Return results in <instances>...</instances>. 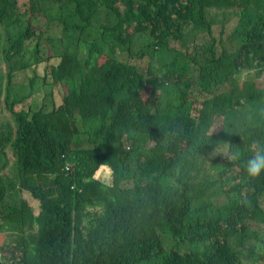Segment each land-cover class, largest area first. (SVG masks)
<instances>
[{"label":"trees","instance_id":"obj_1","mask_svg":"<svg viewBox=\"0 0 264 264\" xmlns=\"http://www.w3.org/2000/svg\"><path fill=\"white\" fill-rule=\"evenodd\" d=\"M20 1L0 0V264H264V0ZM30 53L51 70L26 109Z\"/></svg>","mask_w":264,"mask_h":264},{"label":"rangeland","instance_id":"obj_2","mask_svg":"<svg viewBox=\"0 0 264 264\" xmlns=\"http://www.w3.org/2000/svg\"><path fill=\"white\" fill-rule=\"evenodd\" d=\"M20 4L24 5L25 3L22 2L21 0ZM37 64H39V59L36 57L35 53H30L25 61V65L32 67V68H30L28 72L21 74L19 79L15 83V86H16L15 92L19 93L20 99H24L26 97L29 98L33 95V92L30 86L32 84V81L36 78V74H38L40 77L43 78L45 77L47 70H51V66L48 64L43 65L41 67H37L36 66ZM248 77L249 76H246L245 79H247ZM255 81L258 85V88L264 89V76H262L261 78H256ZM239 85L241 87V84ZM242 85H243V81H242ZM36 89L38 91V94L31 97V99L28 100V102L23 106V108L25 107L26 109H29L31 105L41 108V106L46 104V90L44 88L43 81H38ZM59 90L61 91V89ZM5 100H6V97L4 98L3 103H5ZM6 117H8L9 119L10 118L12 119L11 115L8 112L6 113ZM4 239L5 240L0 239V255L1 256L3 254L1 249L6 246L7 241H8L6 236H4Z\"/></svg>","mask_w":264,"mask_h":264},{"label":"clouds","instance_id":"obj_3","mask_svg":"<svg viewBox=\"0 0 264 264\" xmlns=\"http://www.w3.org/2000/svg\"><path fill=\"white\" fill-rule=\"evenodd\" d=\"M213 132H215V129L210 130L209 136H211ZM251 150L253 155L247 160L245 168L250 177L256 178L261 174H264V141L254 142ZM219 155L228 156L229 159L234 162L240 159L241 152L239 149L232 151L229 143L219 142L216 145L212 156L215 157ZM100 173L104 179H107L109 173L107 165H102Z\"/></svg>","mask_w":264,"mask_h":264},{"label":"crops","instance_id":"obj_4","mask_svg":"<svg viewBox=\"0 0 264 264\" xmlns=\"http://www.w3.org/2000/svg\"><path fill=\"white\" fill-rule=\"evenodd\" d=\"M0 239H3V240H5V239H4V235H0Z\"/></svg>","mask_w":264,"mask_h":264}]
</instances>
